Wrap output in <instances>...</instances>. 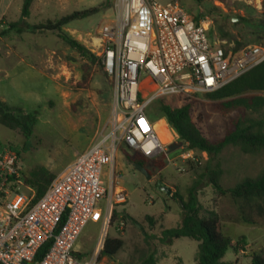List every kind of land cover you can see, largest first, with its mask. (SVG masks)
I'll use <instances>...</instances> for the list:
<instances>
[{
	"label": "rangeland",
	"instance_id": "rangeland-1",
	"mask_svg": "<svg viewBox=\"0 0 264 264\" xmlns=\"http://www.w3.org/2000/svg\"><path fill=\"white\" fill-rule=\"evenodd\" d=\"M8 0H3V5ZM162 4L178 1L183 9L195 17L211 22L210 38L228 43L264 44V10L256 0H156ZM24 0H17L10 12L0 18V95L9 105L21 107L30 113L37 112L38 122L30 139L29 152H24L25 137L20 130L11 131L0 125V143L13 147L28 179L33 171L45 168L51 173L60 172L75 159L77 150H84L111 131L114 84L98 61L88 63L55 33L34 32L28 26L56 22L75 11L96 9L84 19L71 22L64 32L85 47L88 35H95L101 26L111 24L118 17L117 0H35L30 16L22 18ZM20 22L18 30L7 25ZM244 45V46H245ZM87 48V47H86ZM90 65V78L80 88L83 66ZM5 91L6 94H3ZM173 108L192 103L191 117L202 135L215 142L232 130L233 121L257 119L263 122L264 109L259 112L238 109L225 112L208 94L194 98L164 100ZM162 99L147 109L148 116L157 123L164 120L170 144L166 152L147 170L152 180L136 170L127 161L131 151L122 144L115 160L116 177L126 189L128 202L118 210L127 216L120 232L110 228L109 236L124 241L123 250L107 264H198V242L184 237L171 239V233L182 226L185 209L182 204L164 192L156 191L157 182L187 198V190L202 173L208 155L189 150L168 125L160 112ZM81 150V151H82ZM157 163H164L157 168ZM221 172L220 182L232 188L246 178H256L264 169V149L246 152L229 147L213 162ZM62 172V171H61ZM111 168L104 169L103 179L109 187ZM59 174V173H58ZM203 182L198 192L200 215L209 212L219 215L224 232L235 239L238 252L230 249L225 261L234 264H251L255 256L264 258V225L254 226L238 222L236 204ZM164 199V200H163ZM147 217H152V225ZM102 222L90 223L76 246L83 256L96 251Z\"/></svg>",
	"mask_w": 264,
	"mask_h": 264
},
{
	"label": "built area",
	"instance_id": "built-area-1",
	"mask_svg": "<svg viewBox=\"0 0 264 264\" xmlns=\"http://www.w3.org/2000/svg\"><path fill=\"white\" fill-rule=\"evenodd\" d=\"M264 10V0H256ZM118 17L88 35L87 49L114 84L111 131L101 135L59 173L42 197L27 184L18 153L0 149V264H107L100 256L110 228L120 232L118 207L128 194L116 177L119 147L153 160L166 152L147 109L158 99L214 93L264 62V44L210 38L211 22L178 1L117 0ZM185 158L191 157V150ZM207 154V153H204ZM110 167L111 182L103 179ZM119 219L112 223L114 212ZM102 222L95 253L76 246L90 223Z\"/></svg>",
	"mask_w": 264,
	"mask_h": 264
},
{
	"label": "trees",
	"instance_id": "trees-1",
	"mask_svg": "<svg viewBox=\"0 0 264 264\" xmlns=\"http://www.w3.org/2000/svg\"><path fill=\"white\" fill-rule=\"evenodd\" d=\"M35 0H24L22 6V18L30 16L31 7ZM96 9L86 11H75L56 22H48L42 25L28 26L34 32L55 33L61 40L75 50L88 63L94 65L97 57L91 53L83 44L67 35L63 28L73 21L84 19L96 13ZM20 22L8 24V30H18ZM245 43L236 42V49L244 47ZM246 46V45H245ZM91 66H83L82 82L80 88H85L90 78ZM103 69V68H102ZM208 97L218 103L221 110L230 112L238 109L251 110L259 112L264 109V62L241 76L237 80L223 87L222 89L208 94ZM192 103L186 102L179 108H173L161 102L160 112L166 119L168 125L172 128L179 140L186 145L188 150L207 153L208 160L201 174L197 176L192 185L187 190L185 199L178 193H172V198L177 199L184 207L182 226L171 233V239L190 238L198 242V264H234L225 261V257L230 249L235 252L239 248L235 246V239L224 232L220 217L215 212H209L204 216L200 215L198 192L201 190L203 182L222 194L229 197L237 206L238 222L248 226H254L259 223L264 225V169L256 178H246L240 181L232 188H225L221 182V172L218 167L213 166L220 155L229 147H239L246 152H254L264 149V130L263 122L257 119L238 118L233 121V128L227 132L221 139L212 142L205 138L197 128L191 117ZM38 122L37 112H26L20 108L10 107L0 98V125L11 131L20 130L24 137V152H29L31 147L30 139L34 134L35 126ZM11 148L0 143V149ZM130 150V149H129ZM126 153L127 161L131 164L138 163L146 168L152 164V160L146 158L140 153L130 150ZM164 163H157V168H163ZM57 175L51 173L45 168H38L33 171L27 179V184L35 188L37 196L44 195L47 188L53 182ZM119 219V213L114 212L112 223ZM127 216H123L125 221ZM147 220L154 225L152 217ZM124 241L121 238L108 236L100 256L114 258L124 248ZM50 244L45 245L39 251L36 259L28 264H38L47 253ZM149 264H156L153 258ZM251 264H264L262 256H255Z\"/></svg>",
	"mask_w": 264,
	"mask_h": 264
},
{
	"label": "crops",
	"instance_id": "crops-1",
	"mask_svg": "<svg viewBox=\"0 0 264 264\" xmlns=\"http://www.w3.org/2000/svg\"><path fill=\"white\" fill-rule=\"evenodd\" d=\"M15 2H17V0H8L7 2H6V4L5 5H3L2 3H3V0H0V18H2L3 16H5V15H7L9 12H10V10H11V8H12V6L14 5V3ZM0 72H1V69H0ZM4 93L3 94H6L5 93V91H3ZM0 98L5 102V103H7V99H6V97H4L3 95H0ZM8 104V103H7ZM9 105V104H8ZM10 107H13V108H20V109H22V110H24V111H26V112H28L27 110H25V109H23V108H21V107H15V106H12V105H9ZM160 121H164V120H160ZM82 149H80V150H77L76 152H75V157H76V155L78 154V153H80V152H82V151H84V150H82ZM73 161V160H72ZM72 161H70L69 163H71ZM68 163V164H69ZM67 164V165H68ZM66 165V166H67ZM65 166V167H66ZM64 167V168H65ZM64 168L61 170V171H63L64 170ZM61 171L60 172H55L54 174L55 175H58V173H61Z\"/></svg>",
	"mask_w": 264,
	"mask_h": 264
},
{
	"label": "water",
	"instance_id": "water-1",
	"mask_svg": "<svg viewBox=\"0 0 264 264\" xmlns=\"http://www.w3.org/2000/svg\"><path fill=\"white\" fill-rule=\"evenodd\" d=\"M134 168L138 170L141 174H143L148 181L152 180V174L147 170V168L141 164L134 163ZM156 191H161L166 193L167 195H172V190L164 185L161 182H157L156 184ZM164 200V199H163ZM183 206V205H182Z\"/></svg>",
	"mask_w": 264,
	"mask_h": 264
},
{
	"label": "bare ground",
	"instance_id": "bare-ground-1",
	"mask_svg": "<svg viewBox=\"0 0 264 264\" xmlns=\"http://www.w3.org/2000/svg\"><path fill=\"white\" fill-rule=\"evenodd\" d=\"M165 121H158L156 123V130L159 134L160 140L164 143V144H168L170 142L169 137H168V133L166 131V125H165Z\"/></svg>",
	"mask_w": 264,
	"mask_h": 264
}]
</instances>
